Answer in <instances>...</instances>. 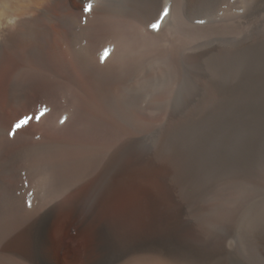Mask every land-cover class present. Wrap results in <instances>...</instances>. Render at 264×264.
Returning <instances> with one entry per match:
<instances>
[{
  "label": "bare ground",
  "instance_id": "bare-ground-1",
  "mask_svg": "<svg viewBox=\"0 0 264 264\" xmlns=\"http://www.w3.org/2000/svg\"><path fill=\"white\" fill-rule=\"evenodd\" d=\"M232 1L0 0V171H46L44 178L47 171L78 168L135 171L123 159L130 150L139 157L133 152L140 145L134 132L141 123L136 111L165 106L175 114L173 94H180L184 85L201 89L200 80L208 74L205 56L219 52L222 44L233 49L238 42L226 39L193 48L187 45L190 33L230 25L225 9H231ZM87 3L92 4L89 12L83 11ZM213 4L220 10L211 18L195 19V9ZM152 23L160 24L158 31ZM105 49L111 52L102 61ZM25 119L27 124L17 129ZM97 160L100 164L92 166ZM52 181L53 197L62 189ZM46 194L40 196L44 202L50 200ZM49 215V210L41 214L31 227L26 253L6 246L0 264H56L46 233ZM108 216L118 221L127 217L116 210L103 218ZM2 223L4 245L14 226L5 229ZM21 234L28 238L29 230ZM165 236L130 250L104 233L96 247L82 251L79 264H95L105 256L112 264H189L193 257L192 264H216L218 251ZM70 244L64 242L56 258L69 261L74 256Z\"/></svg>",
  "mask_w": 264,
  "mask_h": 264
},
{
  "label": "rangeland",
  "instance_id": "rangeland-1",
  "mask_svg": "<svg viewBox=\"0 0 264 264\" xmlns=\"http://www.w3.org/2000/svg\"><path fill=\"white\" fill-rule=\"evenodd\" d=\"M230 7V25L190 33L193 48L238 42L205 56L201 89L184 85L173 94L175 114L165 106L136 111L142 124L134 130L140 145L133 152L139 157L130 150L123 163L138 171L78 168L47 171L45 178L46 171H0V223L14 226L0 251L9 246L26 253L31 227L49 210L46 233L56 264H79L82 251L96 247L104 233L130 250L176 235L218 251L216 264H264V0H233ZM216 8L195 9L193 16L211 18ZM49 179L62 189L54 198ZM110 210L127 217L103 218ZM26 230L28 238L21 234ZM67 240L74 256L64 261L54 254ZM95 264L112 262L105 256Z\"/></svg>",
  "mask_w": 264,
  "mask_h": 264
},
{
  "label": "snow or ice",
  "instance_id": "snow-or-ice-1",
  "mask_svg": "<svg viewBox=\"0 0 264 264\" xmlns=\"http://www.w3.org/2000/svg\"><path fill=\"white\" fill-rule=\"evenodd\" d=\"M92 9V4L91 3H87L86 6L84 7L83 11L85 12H89L91 11ZM168 14V9L165 8L164 9V12H163V16H167ZM163 16L161 17V19H163ZM201 23H203V21H201ZM150 27L154 30V31H158L159 28H160V24L159 23H152L150 25ZM111 52V49H105L104 50V53H103V56L101 57V60L103 61L104 59H106L108 57V55L110 54ZM41 115H43V113H41ZM37 119H39V117H37ZM27 119L25 120H21L19 123L16 124V128H20L21 126L27 124ZM63 122V121H62ZM28 206L31 207V201H28Z\"/></svg>",
  "mask_w": 264,
  "mask_h": 264
}]
</instances>
